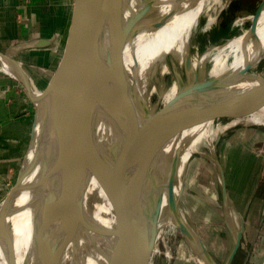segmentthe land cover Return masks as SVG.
I'll list each match as a JSON object with an SVG mask.
<instances>
[{
	"label": "bare ground",
	"instance_id": "1",
	"mask_svg": "<svg viewBox=\"0 0 264 264\" xmlns=\"http://www.w3.org/2000/svg\"><path fill=\"white\" fill-rule=\"evenodd\" d=\"M230 1L100 0L94 14L84 16V11L67 43L63 69L51 81L52 95L43 101L42 118L38 113L36 119L34 144L26 156H33L38 137L42 143L33 169L23 179L29 187L18 192L9 207L4 209L8 195L0 202V264H46L53 252L58 255L52 264H106L111 238L82 229L63 254V213L53 205L60 177L51 168L63 163V177L71 175L78 163L72 148L78 146L79 133L67 129L71 136L63 132V140L51 132L47 135L53 129L54 114L59 120H63V112L82 114L83 95L88 90L94 94L92 85L87 89L94 80L95 94H101L95 119L101 182L91 177L81 189L85 216L105 228L115 225L117 217L104 185H110L112 194L119 187L118 180L126 186L164 126L167 135L163 141L161 137L152 156L135 212L139 223L153 218L145 239L149 249L144 264H153L161 253V242L166 243L175 232L184 237L193 264H225L244 219L231 205L227 189V199L223 197L221 175L225 184L226 178L216 144L233 126H264V91H248L258 85L257 76H264L252 70L264 54V0L258 4L251 29L235 24L216 41L200 43L199 32L216 26L218 14ZM81 13L71 17L69 30ZM90 39L91 48H84ZM241 70L245 74L240 75ZM0 71L21 79L37 101L46 89L37 90L20 64L7 54L0 53ZM206 94L224 95L200 105L186 121L202 119L183 128V111ZM81 118H76V126ZM65 141H70L71 151ZM194 153L207 156L218 172L223 210V221H218L232 241L224 257L217 231L202 234L196 225L218 221L209 216L203 220L188 199L186 177ZM166 255L171 257L170 250Z\"/></svg>",
	"mask_w": 264,
	"mask_h": 264
},
{
	"label": "rangeland",
	"instance_id": "2",
	"mask_svg": "<svg viewBox=\"0 0 264 264\" xmlns=\"http://www.w3.org/2000/svg\"><path fill=\"white\" fill-rule=\"evenodd\" d=\"M259 2L260 0H231L229 7L218 14L217 25L213 24L210 29L199 32L202 46L209 40L216 41L220 36L230 33L235 24L251 29L250 25ZM63 5H69L75 10L77 9L78 0H63ZM67 15L69 16V14ZM239 18H242V20ZM65 27L64 30H67V24ZM62 32L61 30L56 36L55 44L51 47L53 55L61 52L60 49L63 44ZM193 39L192 37L190 44L193 43ZM9 57L11 60L13 59L11 56ZM55 67L56 62L53 61L51 65H38L37 70L42 75L45 69H54ZM252 70L264 75V54L252 66ZM34 85L35 88H38L37 90H43L42 87L45 86V83L41 78L40 85L36 83ZM34 109L35 113H37V103L34 104ZM27 133L30 134L29 127L27 128ZM27 133L25 132V134ZM215 152L223 167L230 203L235 211L243 215L245 221V235L243 233L240 246L231 264H246L248 262L264 264V237L261 241L259 239L255 242L250 239L259 221L262 223L261 232L264 236V126H233L219 137ZM185 186L189 191V201L198 210L197 215L201 216L203 220H205L206 216H209L212 217L209 219L211 221H223L218 172H216L213 163L207 156L203 157L197 153L191 156ZM203 203L210 207L206 208L207 206L205 205L204 207ZM219 221L216 224L209 225L205 221L197 222L196 225L202 234L209 231H217L215 234L222 242V256L224 257L225 253L230 249L232 241L225 226ZM204 224L208 226L204 227ZM160 247L161 253L154 257L153 264H193L188 260L189 250L185 244L184 237L179 232L171 235L166 243L161 242ZM167 249L170 250V258L166 255ZM213 256L219 260V256L214 254Z\"/></svg>",
	"mask_w": 264,
	"mask_h": 264
},
{
	"label": "water",
	"instance_id": "3",
	"mask_svg": "<svg viewBox=\"0 0 264 264\" xmlns=\"http://www.w3.org/2000/svg\"><path fill=\"white\" fill-rule=\"evenodd\" d=\"M99 1L100 0H91L85 10L84 16L89 14L91 15L94 14L96 12V8L98 6ZM104 12L107 11L104 10ZM256 23H257V19L255 21V24ZM90 32L94 33V35L97 34L95 33V31L92 30ZM91 44L92 41L89 42L88 40H86V42H84V48L88 47L90 49ZM94 44L96 45V40L94 41ZM68 52H69L68 50L65 52L63 61L58 65L57 73H59V71L63 69L65 60L68 56ZM101 56H103V53H101L100 57ZM238 73L240 75L245 74L244 70H241ZM257 77L260 78L258 85L248 91H256V90L264 91V76L262 77L257 76ZM52 83L46 87L43 95L38 101L35 97H33L35 103H38L37 112L42 113L41 118L43 115V106H42L43 101L45 102V100H47V98H49L52 95L50 94L53 86ZM91 85L93 86L94 94L92 93L91 90H88L87 94L83 95V99L85 100L83 106L81 107L82 114L81 115H79V113L69 114V112H66L65 114V112H63V120L57 119L58 114H54L52 117V122L54 125L53 129L47 132V135L49 134V132H51L52 135H54L58 139L63 140V132H66L68 135H70L67 129H74V131L76 130L79 133V137H80V139L79 137H77L78 146L72 148V151H75L77 154V156L76 154H74L75 155L74 157L78 162L72 169L71 175L73 174V176L71 177L70 173L65 174V177L69 178L70 176L72 180L71 178L67 180V178L65 179V177H63V163L61 164L59 162L57 163L56 166L51 168V172L57 173V175L60 177L59 187L56 189L55 198H53L54 199L53 205L56 204L57 205L56 209L59 212L63 213V247L61 248L63 249V254H64V251L67 248V244H69L71 241H74L76 237H78V232L82 229L87 232L94 233L96 235L111 238V246L109 249L110 251L108 254L106 264H144L149 249V246L145 245V239L153 218L151 217L150 219H148L147 223L142 224L136 220L135 212L138 204V199L143 196V190L145 188L144 181L146 180L147 174L149 172V168L151 165L150 161L153 158L152 156L155 152V149L157 148V144L160 142L161 137H163L162 138L163 141V139L167 135V131L165 132L163 126L162 134L160 133L161 135L156 140L154 139L151 142L146 155L142 158L141 162L134 170L126 186L123 187L122 181L118 180L119 187L117 188L115 193L112 194L110 185L108 183L104 185V190L106 194H108V196H110L111 198L112 201L111 203L114 207L115 214L117 217V221L115 225L112 228H105L91 221L89 218L85 216V213L83 212V198H82L83 196L81 195L82 191L84 190V186L87 184L89 178L94 177L99 182H101V173H100V164H99L100 158H99V149L97 147V142H96L97 139H96V121H95V119L97 118L96 116L99 114L98 111L100 108L101 94H95V91L97 89L95 80L94 82L91 81L90 84L87 85V89H89ZM98 85L101 86V83ZM218 95H224V94H206V96H204V99L198 100L189 109L184 110L182 114V116L185 115L183 128L190 124L194 125L195 122L197 123L198 121H200V119L202 118H199L197 121L195 120V122H191V123H189V121L187 122L186 119L192 112H194L200 105L206 102L209 98L216 97ZM78 116L82 118H81V123L76 126V124L74 123ZM37 117L39 116L37 115ZM168 119L169 118H166V121H168ZM34 138L35 136L34 137L32 136L28 147L29 152L34 144ZM74 140L75 139H73V144L75 143ZM41 143H42V138L38 137L36 142L37 148L35 149L33 156L31 158L25 156V160L22 165V169L18 175V178L13 184L6 198L4 209L9 207V204L11 203V201L18 192H21L22 190H25L29 187V186L27 187L26 184H24L23 179L33 169L34 163L37 157L39 156V148ZM80 144L83 145L82 150L80 149ZM65 145L67 151L68 150L71 151L70 141H65ZM59 147L60 150L61 148L63 149V143ZM221 185H222L223 197L227 199V190H226L227 188L223 174L221 175ZM81 189L83 190L81 191ZM47 199L48 197L45 198V201H47ZM42 217H45L44 214H42ZM243 233H244V221H241L240 231L237 233L236 237L234 238L233 246L227 257L225 264H231L240 246ZM57 255L58 252L50 253L48 255L49 257H48V261H46V264H52L54 262L55 256L57 257Z\"/></svg>",
	"mask_w": 264,
	"mask_h": 264
},
{
	"label": "crops",
	"instance_id": "4",
	"mask_svg": "<svg viewBox=\"0 0 264 264\" xmlns=\"http://www.w3.org/2000/svg\"><path fill=\"white\" fill-rule=\"evenodd\" d=\"M90 1L78 0L77 9L65 5L66 10L63 0H0V52L16 60L32 83L40 85L42 78L45 83L42 88L45 89L53 80L69 38ZM79 12H82L79 19L73 29L69 30L68 18L70 20ZM66 24L67 30H64ZM61 30L62 39L66 42L64 46L62 44L61 52L53 55L51 47ZM53 61L56 67L45 69L41 75L37 66L51 65ZM0 72L1 202L9 194L22 169L38 112L35 113L34 96L24 82ZM28 127L30 134L27 133ZM261 226L259 221L250 238L252 242L261 241L264 237Z\"/></svg>",
	"mask_w": 264,
	"mask_h": 264
}]
</instances>
